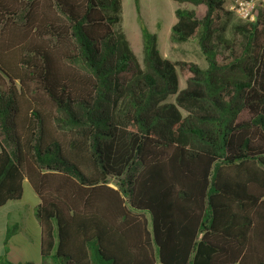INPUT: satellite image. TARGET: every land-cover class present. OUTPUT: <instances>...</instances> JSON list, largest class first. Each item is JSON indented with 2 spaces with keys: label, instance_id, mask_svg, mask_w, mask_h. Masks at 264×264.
Wrapping results in <instances>:
<instances>
[{
  "label": "trees",
  "instance_id": "obj_1",
  "mask_svg": "<svg viewBox=\"0 0 264 264\" xmlns=\"http://www.w3.org/2000/svg\"><path fill=\"white\" fill-rule=\"evenodd\" d=\"M171 1L206 69L143 25L140 64L120 0H0V207L36 193L42 264H264L262 17L236 50L227 0Z\"/></svg>",
  "mask_w": 264,
  "mask_h": 264
},
{
  "label": "rangeland",
  "instance_id": "obj_2",
  "mask_svg": "<svg viewBox=\"0 0 264 264\" xmlns=\"http://www.w3.org/2000/svg\"><path fill=\"white\" fill-rule=\"evenodd\" d=\"M120 1L122 7L121 22L115 29L125 35L140 64H142L143 56L140 26L144 25L150 32L156 34L158 50L164 58L174 62L194 63L201 69L207 68L196 39L184 43H172L170 41L169 25L174 23L176 19L174 15L175 6L169 0H138L139 12L136 11L134 0ZM180 7L192 8V5L184 2ZM230 13L231 16L224 25L223 38L228 42H234L235 48L238 50L241 47V39L234 34L233 26L239 24L241 20L232 12ZM185 86L184 77L179 75V89H183ZM173 100L172 96L168 98V102H173ZM110 185L115 188L113 182ZM45 263L52 264L49 260Z\"/></svg>",
  "mask_w": 264,
  "mask_h": 264
},
{
  "label": "crops",
  "instance_id": "obj_3",
  "mask_svg": "<svg viewBox=\"0 0 264 264\" xmlns=\"http://www.w3.org/2000/svg\"><path fill=\"white\" fill-rule=\"evenodd\" d=\"M169 2L176 7L171 0ZM174 23L169 25V29ZM38 204L36 193L25 182L21 198L7 201L0 207V259L5 258L12 264H42L41 233L35 216Z\"/></svg>",
  "mask_w": 264,
  "mask_h": 264
},
{
  "label": "built area",
  "instance_id": "obj_4",
  "mask_svg": "<svg viewBox=\"0 0 264 264\" xmlns=\"http://www.w3.org/2000/svg\"><path fill=\"white\" fill-rule=\"evenodd\" d=\"M224 8L247 23H254L261 15L264 25V0H227Z\"/></svg>",
  "mask_w": 264,
  "mask_h": 264
}]
</instances>
